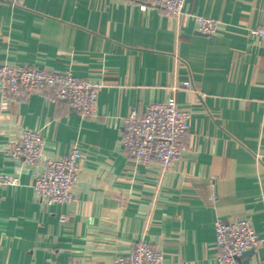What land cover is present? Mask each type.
<instances>
[{
  "label": "crops",
  "instance_id": "1",
  "mask_svg": "<svg viewBox=\"0 0 264 264\" xmlns=\"http://www.w3.org/2000/svg\"><path fill=\"white\" fill-rule=\"evenodd\" d=\"M183 13L127 0H0V64L103 83L96 118L37 93L0 108V173L18 177L0 186V264H111L139 241L168 264H220L214 223L240 216L259 241L242 262L264 260V36L248 33L264 29V0H184ZM188 14L218 20L216 34L199 33ZM170 97L191 118L185 153L163 171L133 159L120 125ZM21 128L41 133L42 157L80 146L69 201L34 196L41 161L6 150Z\"/></svg>",
  "mask_w": 264,
  "mask_h": 264
},
{
  "label": "built area",
  "instance_id": "2",
  "mask_svg": "<svg viewBox=\"0 0 264 264\" xmlns=\"http://www.w3.org/2000/svg\"><path fill=\"white\" fill-rule=\"evenodd\" d=\"M20 4L22 0H8ZM141 6L157 7L166 17L184 15V0H127ZM196 30L207 36L216 34L220 22L202 15L188 14ZM249 34L264 36V29H250ZM102 81L91 77H79L70 71L57 72L34 64H0V108L10 99H19L23 93H37L55 103L65 101L82 117L96 118L97 97ZM190 87L189 81L182 83ZM191 112L179 107L170 97L165 101L151 102L143 114L135 110L121 118L120 145L127 149L138 163L147 165L155 162L163 171H168L185 153L183 139L188 133ZM44 139L39 131L21 128L17 136L6 146L8 154L18 162L34 165L41 161V167L34 175L31 185L34 196L45 205L67 202L72 198L78 179L81 149L76 141L68 151L57 157H42ZM18 177L7 172L0 173V186H13ZM214 245L220 264H247L242 262L243 253L259 245L253 224L249 217L217 219L213 226ZM111 264H168L160 249L146 242H136L124 256H116ZM257 264H264L261 260Z\"/></svg>",
  "mask_w": 264,
  "mask_h": 264
}]
</instances>
